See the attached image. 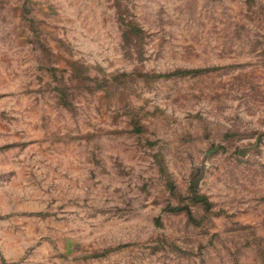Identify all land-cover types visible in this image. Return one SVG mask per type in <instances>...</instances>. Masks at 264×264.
<instances>
[{
    "label": "rangeland",
    "instance_id": "374dc122",
    "mask_svg": "<svg viewBox=\"0 0 264 264\" xmlns=\"http://www.w3.org/2000/svg\"><path fill=\"white\" fill-rule=\"evenodd\" d=\"M0 264H264V0H0Z\"/></svg>",
    "mask_w": 264,
    "mask_h": 264
},
{
    "label": "trees",
    "instance_id": "16d2710c",
    "mask_svg": "<svg viewBox=\"0 0 264 264\" xmlns=\"http://www.w3.org/2000/svg\"><path fill=\"white\" fill-rule=\"evenodd\" d=\"M178 211H181V209H177Z\"/></svg>",
    "mask_w": 264,
    "mask_h": 264
}]
</instances>
